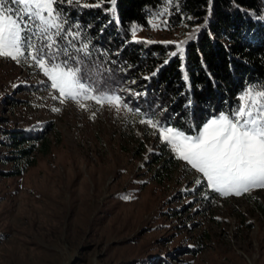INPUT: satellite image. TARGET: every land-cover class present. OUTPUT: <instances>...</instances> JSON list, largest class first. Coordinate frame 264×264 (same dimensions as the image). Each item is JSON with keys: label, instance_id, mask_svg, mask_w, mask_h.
<instances>
[{"label": "rangeland", "instance_id": "obj_1", "mask_svg": "<svg viewBox=\"0 0 264 264\" xmlns=\"http://www.w3.org/2000/svg\"><path fill=\"white\" fill-rule=\"evenodd\" d=\"M176 3L150 20L159 28L149 22L133 40L183 42L192 28L172 23ZM99 75L90 82L132 111L61 103L41 69L0 57V139L12 132L41 138L24 145H35L34 166L0 175V264H264V188L213 191L141 123L159 120L136 104L141 78L115 83ZM46 140L43 155L37 150ZM12 151L0 145L1 173L23 168Z\"/></svg>", "mask_w": 264, "mask_h": 264}, {"label": "trees", "instance_id": "obj_2", "mask_svg": "<svg viewBox=\"0 0 264 264\" xmlns=\"http://www.w3.org/2000/svg\"><path fill=\"white\" fill-rule=\"evenodd\" d=\"M175 1L172 23L192 28L182 54L174 45L132 38L131 27H146L165 0H116L115 12L107 0L100 7L91 6L98 0H72L57 7L68 18L65 29L79 25L72 31H80L89 42V55L73 50L70 63L83 61L81 71L91 80L100 78L99 71L115 83L119 78H141L139 108L153 112L163 124L195 134L214 113L239 105L238 97L247 87L264 84V0ZM144 74L150 76L146 79ZM37 140L41 138L22 132L9 133L7 141L0 139V145L13 149L17 166L23 164L14 173L0 175H21L25 167L34 166L35 145H24ZM50 145L42 141L37 151L46 155Z\"/></svg>", "mask_w": 264, "mask_h": 264}, {"label": "snow or ice", "instance_id": "obj_3", "mask_svg": "<svg viewBox=\"0 0 264 264\" xmlns=\"http://www.w3.org/2000/svg\"><path fill=\"white\" fill-rule=\"evenodd\" d=\"M71 2L0 0V57L41 69L50 81V88L59 94L53 99L61 98V103L71 100L86 108L83 101L93 100L101 106L107 103L117 111L121 106L132 111L115 92L99 89L98 82H90L87 72L82 73L79 66L83 61L70 63L74 59L73 50L89 55V42L81 38L80 31H72V27L78 29L79 25L66 30L67 17L57 7V4ZM104 2L98 0L91 6L100 7ZM107 2L112 5L110 11L115 12L116 0ZM172 2L165 0L166 4ZM167 12L165 7L156 14V20L165 17ZM150 23L153 28L160 27L159 23ZM167 26L164 19L163 27ZM140 30L136 25L131 27L133 39ZM74 41H79V45ZM62 42H66L64 47H61ZM182 43L176 46L181 54L184 51ZM171 55L177 53L172 52ZM238 99L239 105L209 119L195 134H186L159 120L154 121L153 117L143 118L141 123L156 129L177 158L201 173L213 191L222 196L241 195L252 189L264 188V84L247 87ZM54 110L59 111L58 108Z\"/></svg>", "mask_w": 264, "mask_h": 264}]
</instances>
